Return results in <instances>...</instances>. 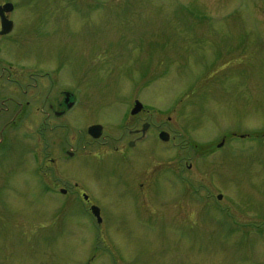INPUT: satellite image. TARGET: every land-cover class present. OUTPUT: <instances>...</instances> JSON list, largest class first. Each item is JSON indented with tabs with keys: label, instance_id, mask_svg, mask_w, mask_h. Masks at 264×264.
<instances>
[{
	"label": "rangeland",
	"instance_id": "374dc122",
	"mask_svg": "<svg viewBox=\"0 0 264 264\" xmlns=\"http://www.w3.org/2000/svg\"><path fill=\"white\" fill-rule=\"evenodd\" d=\"M13 1L46 75L0 132V264H264V0Z\"/></svg>",
	"mask_w": 264,
	"mask_h": 264
},
{
	"label": "flooded vegetation",
	"instance_id": "af4514ba",
	"mask_svg": "<svg viewBox=\"0 0 264 264\" xmlns=\"http://www.w3.org/2000/svg\"><path fill=\"white\" fill-rule=\"evenodd\" d=\"M19 11L21 15L17 18L15 14ZM21 17H23V12L19 4H16L13 0H0V132L5 133L8 137L20 131L25 126L26 121L31 118L34 111L31 108L32 102L29 97L34 94L29 95V92L31 87L39 89L43 86L46 75L43 66L35 65L38 64L35 62L30 63L26 58L21 59L20 54L18 56L13 54L14 45L18 44L20 38L24 37L20 30L21 25H25L27 20H23ZM5 22H10L8 24L10 26L8 32L4 31ZM15 52H18V50H15ZM46 98L42 105L43 110H41L45 119L47 117H61L74 106L68 108L65 103L66 98H64V101L60 98L51 99L50 95ZM71 101L74 102L72 96ZM140 114H143V111L138 113L137 116ZM145 124L148 125V130L145 137H143L142 129ZM152 130L153 124L150 121H144L140 129L137 128L130 131L133 139L128 140L126 148L121 151L119 149L116 150L117 153L123 155L125 159L128 155L129 147L137 146V143L145 140ZM62 189L66 190L65 195L71 197L78 195L83 197L87 194L84 190L76 192V190L71 188H60V193ZM48 193L55 192L49 191Z\"/></svg>",
	"mask_w": 264,
	"mask_h": 264
},
{
	"label": "water",
	"instance_id": "95a60500",
	"mask_svg": "<svg viewBox=\"0 0 264 264\" xmlns=\"http://www.w3.org/2000/svg\"><path fill=\"white\" fill-rule=\"evenodd\" d=\"M8 24H10V22H5L4 27H5V32L9 31L10 26H8ZM65 103L67 105L68 108H71L74 104L73 101H71V95L68 94L66 99H65ZM143 109V104L139 101L136 102L135 107L132 110V114L135 115L137 113H139L141 110ZM103 128L101 125H93L88 129L89 134L95 138L98 139L102 136V131ZM160 137L164 140V141H168L169 140V134L167 132H162L160 134ZM87 199V196H85ZM219 199H222V196H219ZM93 213L98 217L99 221H101L100 218V209L97 206H93L92 207Z\"/></svg>",
	"mask_w": 264,
	"mask_h": 264
}]
</instances>
